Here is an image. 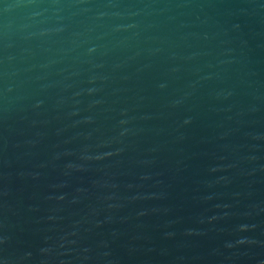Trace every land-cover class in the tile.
I'll return each mask as SVG.
<instances>
[{"label":"water","instance_id":"obj_1","mask_svg":"<svg viewBox=\"0 0 264 264\" xmlns=\"http://www.w3.org/2000/svg\"><path fill=\"white\" fill-rule=\"evenodd\" d=\"M0 264H264V0H0Z\"/></svg>","mask_w":264,"mask_h":264}]
</instances>
